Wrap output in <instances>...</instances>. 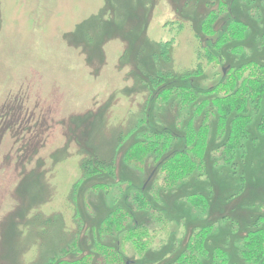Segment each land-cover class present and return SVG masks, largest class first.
<instances>
[{
  "label": "rangeland",
  "instance_id": "374dc122",
  "mask_svg": "<svg viewBox=\"0 0 264 264\" xmlns=\"http://www.w3.org/2000/svg\"><path fill=\"white\" fill-rule=\"evenodd\" d=\"M213 1L0 0V264H48L73 242L91 253L115 201L130 206V195L144 183L149 209L135 217L150 231V250L137 255L122 241L101 239L120 244L126 264H160L167 253L174 258L205 225L213 228L204 264L242 261L247 232L264 225L259 115L233 163L225 160L226 134L216 133L213 118L204 169L173 189L151 171L156 164L138 171L123 156L147 126L186 132L192 105L157 101L163 90L155 96L152 81L169 70L170 89L194 72L205 38L202 19ZM230 5L248 27L234 41L242 51L223 49L225 59L216 67L204 61L203 74L194 76L197 90L217 70L227 73L226 64L264 61V0ZM97 156L109 166L115 162V171L88 174L86 161ZM98 182L111 184V191L94 189ZM195 192L206 195L204 210L187 201Z\"/></svg>",
  "mask_w": 264,
  "mask_h": 264
},
{
  "label": "trees",
  "instance_id": "16d2710c",
  "mask_svg": "<svg viewBox=\"0 0 264 264\" xmlns=\"http://www.w3.org/2000/svg\"><path fill=\"white\" fill-rule=\"evenodd\" d=\"M237 0H214L210 4L208 12L202 19L200 34L201 45L197 50V64L194 72H183L185 82L177 87L165 89L172 84L168 80L170 71H160L153 79L155 96L158 93L161 103H168L172 98L179 100L181 108L192 105L193 112L188 120L187 130L182 135L177 132H165L144 129L138 139L127 146L123 152L124 162L128 166L141 171L153 165L155 175L161 179L167 189L175 188L181 181L204 169L206 151L209 144V132L211 121L217 119L216 133L225 135L224 154L228 163H233V155L236 147L245 145L244 139L251 136V123L256 114L258 116L257 130L264 139V61H248L236 67L229 66L227 73L221 76L217 70L211 78L204 80L206 88L197 90L194 76L203 74V63L222 65L225 59L223 49L237 54L242 51V46L234 41H241L246 34L247 25L236 18L234 7L230 4ZM252 3L255 0H242ZM225 27L223 28V26ZM210 41L207 45L206 42ZM234 43V44H233ZM162 48L168 51L166 45ZM224 58V59H223ZM225 66V65H223ZM219 76V77H218ZM214 78V79H213ZM218 78V79H216ZM217 80L210 82V80ZM208 87V88H207ZM198 117L200 122H197ZM147 118L140 120L141 125L146 126ZM88 174H101L114 172L115 165L109 166L110 161L101 157L87 159ZM114 167V168H113ZM85 168V164H84ZM122 182L118 181V184ZM139 191L130 195L131 205L123 206L118 200L101 221L98 233L99 238L92 243L91 253H84L78 242L67 245L61 249L58 255L52 257L48 264H126V255L122 246L104 243L101 239L109 238L111 241L126 243L132 247L137 255H144L150 250L151 242L148 238L150 231L139 225L136 221V212L149 209V199L144 194L147 184H143ZM124 192L126 188H122ZM94 189L110 192L112 185L107 182H98ZM77 188V186H76ZM243 190V189H242ZM187 201L195 207L204 210L208 205L205 194L195 192L187 196ZM264 218V217H263ZM136 224V226H135ZM140 227V228H139ZM212 225L204 226L196 230L188 240L186 247L177 256L159 261L160 264H204L202 256L206 255L205 245L207 231ZM114 242V243H115ZM242 261L231 264H264V225L256 226L247 232L244 237ZM119 248V249H118ZM96 252L100 257L95 259ZM222 255V250L217 249ZM165 257V256H164ZM137 262L134 260V263Z\"/></svg>",
  "mask_w": 264,
  "mask_h": 264
},
{
  "label": "water",
  "instance_id": "95a60500",
  "mask_svg": "<svg viewBox=\"0 0 264 264\" xmlns=\"http://www.w3.org/2000/svg\"><path fill=\"white\" fill-rule=\"evenodd\" d=\"M224 73H225V69H224Z\"/></svg>",
  "mask_w": 264,
  "mask_h": 264
}]
</instances>
